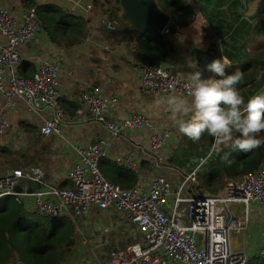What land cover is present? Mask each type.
I'll return each instance as SVG.
<instances>
[{
  "label": "built area",
  "instance_id": "2783aa9c",
  "mask_svg": "<svg viewBox=\"0 0 264 264\" xmlns=\"http://www.w3.org/2000/svg\"><path fill=\"white\" fill-rule=\"evenodd\" d=\"M68 1L73 7L89 11L95 0ZM100 23L109 30L122 24L120 19L109 20L106 16ZM40 24L35 5L15 16L0 4V137L10 127L3 110L19 103L28 113L42 115L38 132L45 137L65 138L67 126L85 122L101 124L107 134L88 144H71L75 158L66 170L67 185L49 179L36 164L4 166L0 172V199L10 196L29 212L69 220L77 230V222L87 220L95 210L125 214L138 232L135 241L102 253L92 249L93 264H246V252L234 247L232 231L238 228L239 220L230 214V207L256 202L264 209V146L259 147L260 160L255 169L227 179L215 194L191 192L197 182L198 164L189 172L179 171L181 183L173 187L162 175L145 181L140 162L130 155L118 154L113 161L130 169L138 179L131 186L107 179L100 170V161L109 157L115 138L136 130L148 131L147 145L140 146L145 157L171 169L163 151L172 132L168 127L156 128L140 112L119 120L108 118L116 98L105 95L100 85L82 90L80 106L73 114L66 113L59 103L61 56L42 60L30 77L19 71L21 49L35 38ZM168 30L166 25L160 33ZM139 83L143 94L162 97L171 93L188 96L193 85L179 72L145 61L139 68ZM202 157L205 155L199 158ZM256 256L264 261V241Z\"/></svg>",
  "mask_w": 264,
  "mask_h": 264
},
{
  "label": "crops",
  "instance_id": "0c3cea01",
  "mask_svg": "<svg viewBox=\"0 0 264 264\" xmlns=\"http://www.w3.org/2000/svg\"><path fill=\"white\" fill-rule=\"evenodd\" d=\"M82 1L92 3L90 0ZM36 2H52L80 15L84 35L78 42H68L63 36L53 41L40 24V31L35 38L21 49L23 59L20 66L25 65L19 71L23 76L30 77L42 60L61 56L59 103L66 113L73 114L80 106L79 95L82 90L93 84L100 85L105 95L116 98L108 118L119 120L133 112H140L148 116L156 128L168 127L172 132V139L163 151L166 160L172 165L171 169L156 165L153 160L145 157V152L140 149V146L148 143V131L145 130L130 131L115 138L109 157L105 159L115 163L112 158L114 155H130L140 162L141 174L145 175V181L154 175H162L176 187L182 180L179 171H191L197 164L192 163L193 158L207 156L211 152V158L200 166L197 182L192 186L191 192L196 194L218 193L227 179L242 175L227 176L220 172L219 178H213L208 182L211 187H219L216 192L211 193L205 188L203 176L204 179H210L212 166L209 163L212 162L215 153L226 150L228 158L235 157L236 149L221 145L213 151L214 139L210 140L207 134L198 142L189 139L188 147L192 145L190 151L185 148V143L179 141L177 118L169 111L167 98L175 95L187 96L171 93L167 97H162L141 92L139 68L143 60L138 53V44L140 33L143 31L123 21L114 30H109L100 23L105 16L109 20L116 18L110 16L111 9L119 11V14L117 13L119 17L120 7L116 9L115 5L113 7L111 4H104L103 0H95L92 9L85 11L73 7L68 0ZM157 3L170 15L168 32L159 33L168 41L171 50L160 65L170 71L179 72L193 84L191 79L193 73L204 68L213 59L222 56L226 60L228 57L240 58L239 62L227 60L230 66L225 71L226 74H231L239 69L244 73L245 79H252L251 83L239 89L245 101L260 89H264V0H157ZM0 4L6 5L15 16L28 6L23 0H0ZM175 6L177 11L173 14L171 10ZM2 40L3 37L0 35V41ZM259 58L263 59V63H249V60ZM1 106L0 96V108ZM3 114L9 120L10 127L0 137V172L4 166L11 164L8 158L1 155L3 151L1 147L7 146L8 143L14 144L11 133L22 126L20 138L24 141L18 147L15 161H12L14 166L39 165L49 179L61 185L68 184L65 181L66 170L75 158L70 149L71 144H88L107 134L101 124L85 122L67 126L65 138L45 137L38 132L42 115L28 113L22 104L4 109ZM179 118L188 119L187 116ZM237 135L239 136V133ZM49 141L51 144L45 147ZM33 142H37L38 145L33 146ZM258 149L260 151V148ZM137 179L136 177L135 181ZM230 214L239 220V226L234 231V236L232 235L234 247L245 251L248 260L257 257L256 251L264 241V209L256 202H249L247 205L235 203L230 207ZM115 216H122L125 222L129 223L125 214L113 210H95L87 220L77 222L79 226L77 231L80 234L84 233L83 243L89 244V252L95 248L104 250L101 246L105 247L107 244L105 238H108L110 233L108 230L113 229L108 225L115 220ZM101 229L102 233L99 231ZM99 232L105 235L103 239L105 242L97 237ZM82 264H93L92 255L90 254Z\"/></svg>",
  "mask_w": 264,
  "mask_h": 264
},
{
  "label": "trees",
  "instance_id": "16d2710c",
  "mask_svg": "<svg viewBox=\"0 0 264 264\" xmlns=\"http://www.w3.org/2000/svg\"><path fill=\"white\" fill-rule=\"evenodd\" d=\"M23 2L28 6H36L37 16L53 41L63 36L68 42H78L83 37L84 25L80 15L52 2L37 3L35 0H23ZM103 2L113 7L115 5V8L119 9L118 0H103ZM176 11L175 6L171 12L176 14ZM110 16L119 19L117 12ZM170 50V44L159 32L150 30L140 33L138 53L143 61L160 65ZM227 60L239 62L241 59L228 57ZM262 60L253 59L249 60V63H263ZM24 65L19 66V69H23ZM251 82L252 79L244 78L239 89ZM225 152L226 150H221L215 153L212 162L209 163L212 166L210 179H204L203 176V185L211 193L216 192L219 187H211L208 182L213 178H219L220 172L227 176H235L256 168L259 163L258 148L247 153L236 149L237 155L227 160L222 158ZM99 167L102 174L113 182L131 186L136 180L128 168L107 159L101 160ZM40 217L45 216L29 212L10 196L0 199V264H9L12 261H21L25 264L61 263L73 245L71 223L69 220L54 217L51 225H44ZM246 264H264V261L255 257Z\"/></svg>",
  "mask_w": 264,
  "mask_h": 264
},
{
  "label": "clouds",
  "instance_id": "9594fccd",
  "mask_svg": "<svg viewBox=\"0 0 264 264\" xmlns=\"http://www.w3.org/2000/svg\"><path fill=\"white\" fill-rule=\"evenodd\" d=\"M228 66L223 56L213 59L193 73L188 96H170L167 106L177 118L179 131L193 142L207 134L214 139L213 151L223 145L247 153L264 146V89L245 101L239 90L244 73L237 69L226 74ZM211 155L193 158L192 163L203 166ZM222 158L227 160L228 154Z\"/></svg>",
  "mask_w": 264,
  "mask_h": 264
},
{
  "label": "rangeland",
  "instance_id": "374dc122",
  "mask_svg": "<svg viewBox=\"0 0 264 264\" xmlns=\"http://www.w3.org/2000/svg\"><path fill=\"white\" fill-rule=\"evenodd\" d=\"M3 5V4H1ZM112 13H118L119 11H116L114 9H111ZM110 12V13H111ZM21 132H23V128L22 126H20V129H16L12 131V136L14 139V144H7V146H3L1 147V149H3L1 155H3L5 158L9 159V162H11V166H14L12 161H15V157L17 156V150L18 147L20 146V143H22L24 141V139L20 138ZM189 139L187 136H185L183 133L179 132V141L181 143H185V148L188 149L189 151L192 148V145H189L188 147V143H189ZM51 144V141L47 142L44 146L47 147L48 145ZM38 143L37 142H33V146H37ZM21 153V152H19ZM21 156H24L23 154H20ZM25 157V156H24ZM26 158V157H25ZM108 217H106L107 219ZM113 218V217H111ZM110 218V219H111ZM41 222L44 225H51L52 224V220L53 218H48V217H40ZM116 222V224H115ZM130 224V225H129ZM110 228L113 227L112 230H108L110 233L108 235V238H105V241H107V244L105 247L101 246V248H104V250H96V248L94 249L95 251H98L102 253L106 252L108 250V248L112 247V246H119L122 244H125V241L131 242L135 241V239H133L134 237L138 236V232L136 230V227H134L131 223H126L125 222V218L120 216H115V220H112L111 223L108 225ZM71 227H72V234H73V245L71 247V249L69 250V252L65 255V257L63 258V260L61 261L60 264H82L87 258H89L90 254L93 255L92 252H89V244L83 243L84 241V233L80 234L78 233L77 229L75 228V226L71 223ZM102 233V229L99 230ZM106 231V230H105ZM106 231V232H108ZM105 232V233H106ZM100 232L98 233V238H100V241H103L105 235L101 234ZM234 231H232V235H233ZM234 236V235H233ZM125 240V241H124ZM103 241V242H105ZM113 242V243H112ZM121 243V244H119ZM112 245V246H111Z\"/></svg>",
  "mask_w": 264,
  "mask_h": 264
},
{
  "label": "water",
  "instance_id": "95a60500",
  "mask_svg": "<svg viewBox=\"0 0 264 264\" xmlns=\"http://www.w3.org/2000/svg\"><path fill=\"white\" fill-rule=\"evenodd\" d=\"M41 1V0H36ZM119 18L139 31H161L170 21V15L157 3V0H118ZM20 190L19 187L16 188Z\"/></svg>",
  "mask_w": 264,
  "mask_h": 264
}]
</instances>
